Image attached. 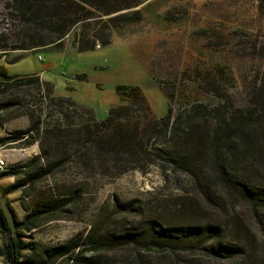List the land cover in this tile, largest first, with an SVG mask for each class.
Masks as SVG:
<instances>
[{"label":"trees","instance_id":"trees-1","mask_svg":"<svg viewBox=\"0 0 264 264\" xmlns=\"http://www.w3.org/2000/svg\"><path fill=\"white\" fill-rule=\"evenodd\" d=\"M264 7V0H257ZM11 26L0 34V52L25 54L61 49L73 30L78 53L107 47L113 33L142 20L143 0H9ZM264 56V43L251 44ZM24 55L17 56L13 63ZM85 78V77H81ZM245 102L237 104L214 74L199 87L214 103L194 102L156 118L136 87L117 86L127 100L98 120L69 97L55 96L37 74L0 73V96L19 104L22 89L37 90L39 112L27 111L29 127L0 143L37 144L39 154L19 171L0 173L15 182L3 194L34 197L21 220L9 223L0 202L3 264H264V69L244 75ZM160 86V85H159ZM161 87V86H160ZM162 89V88H161ZM164 95L168 102L172 94ZM74 165L85 179L111 181L156 167L164 182H185L174 208L133 201L121 210L151 217L142 226H90L56 245L33 233L49 222L70 219L85 193L84 183L68 194L36 193L44 180ZM180 178H185L179 180ZM32 189V192H31ZM23 207V205H22ZM69 215H68V214ZM116 225V224H114ZM26 238L27 241H23ZM23 253L26 255L23 257Z\"/></svg>","mask_w":264,"mask_h":264},{"label":"rangeland","instance_id":"rangeland-1","mask_svg":"<svg viewBox=\"0 0 264 264\" xmlns=\"http://www.w3.org/2000/svg\"><path fill=\"white\" fill-rule=\"evenodd\" d=\"M8 1L0 0V34L7 33L12 24ZM143 1L142 20L122 28L120 33L114 32L109 46L97 45L94 51L78 53L73 30L65 37L61 49L42 48L27 54L17 50H8L6 55L0 52V73L41 74L40 80L52 84L55 96L69 97L89 107L98 120L117 105V86L136 87L156 118L166 114L168 103L173 113L194 102L214 103L215 99L199 87L209 73L215 75L238 105L244 103L246 93L241 77L264 69V56H259V48L254 52L251 46L256 41L264 43V7L257 0ZM21 55L24 57L13 63ZM163 89L172 94L169 102ZM38 94L36 89H22L16 105L15 101L6 105L9 98L0 96V139L29 127L25 113H38L43 106ZM119 100L124 103L127 98L122 96ZM38 154L37 144L23 147L0 143L7 171H19ZM84 177L71 165L64 173L36 187V193L65 195L81 183L85 187L77 205L68 208L71 218L41 227L33 233L36 242L60 244L85 233L90 226L103 229L110 225L118 229L142 226L152 215L150 208L142 215L128 216L121 213L124 206L137 200L147 207L174 208L182 196L180 189L188 188L181 180L185 178H180L181 182L173 179L164 182L156 167L145 173L129 172L111 181ZM14 182L13 177L0 178V202L11 225L14 217L22 219L24 207H30L35 197H25L20 190L3 194Z\"/></svg>","mask_w":264,"mask_h":264},{"label":"built area","instance_id":"built-area-1","mask_svg":"<svg viewBox=\"0 0 264 264\" xmlns=\"http://www.w3.org/2000/svg\"><path fill=\"white\" fill-rule=\"evenodd\" d=\"M6 167H7V165L5 163V160H4L3 156L0 155V172L7 171ZM1 264H3V263H1Z\"/></svg>","mask_w":264,"mask_h":264},{"label":"crops","instance_id":"crops-1","mask_svg":"<svg viewBox=\"0 0 264 264\" xmlns=\"http://www.w3.org/2000/svg\"><path fill=\"white\" fill-rule=\"evenodd\" d=\"M40 78H43L41 74H37ZM121 104L119 98L117 97V105ZM116 105V106H117Z\"/></svg>","mask_w":264,"mask_h":264}]
</instances>
